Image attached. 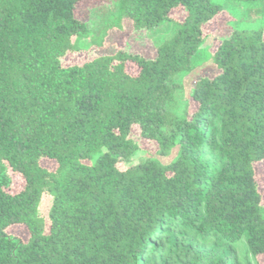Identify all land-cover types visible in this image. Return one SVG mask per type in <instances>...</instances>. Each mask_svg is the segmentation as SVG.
Listing matches in <instances>:
<instances>
[{"label":"trees","instance_id":"1","mask_svg":"<svg viewBox=\"0 0 264 264\" xmlns=\"http://www.w3.org/2000/svg\"><path fill=\"white\" fill-rule=\"evenodd\" d=\"M83 1L0 0V264H264V21H229L231 36L212 41L219 73L180 115L178 78L225 4L115 0L92 34ZM167 22L155 59L117 48L62 63L126 24ZM140 142L157 156L140 159Z\"/></svg>","mask_w":264,"mask_h":264},{"label":"rangeland","instance_id":"2","mask_svg":"<svg viewBox=\"0 0 264 264\" xmlns=\"http://www.w3.org/2000/svg\"><path fill=\"white\" fill-rule=\"evenodd\" d=\"M115 0H84L76 7V16L82 22L88 24L92 34H99L104 23L108 19L113 3ZM227 9L226 17H218L215 21L205 27V32L209 36L201 46L198 54L195 57V68L192 72L183 74L178 79L183 85L182 91L177 95L180 108L178 114H182L186 108L188 94L191 93L197 81L203 77H213L219 70L211 62L212 41L214 38L221 40L231 36L232 29L229 21L233 25H255L264 21V6L245 7L237 4L233 0H221ZM185 17L183 10L174 11L171 18L174 21H182ZM174 22H167L161 27L155 29L135 30L132 25L126 24L124 29L118 34L116 43L105 47H92L87 50H81L75 53H68L62 58V63L81 64L96 56L114 53L117 48H123L131 54L141 55L147 59H155L157 57V47L160 43L170 37L173 32ZM82 46L89 48L92 46L90 39L82 41ZM131 71L135 70V64L130 65ZM132 138L135 141H140L141 133L138 126H134ZM142 151L139 152L140 159H146L157 156L159 145L155 142H140ZM174 158L171 155L168 160ZM259 166V165H258ZM257 166V167H258ZM259 188L264 198V166L259 170ZM21 237H25L24 231L20 233Z\"/></svg>","mask_w":264,"mask_h":264}]
</instances>
